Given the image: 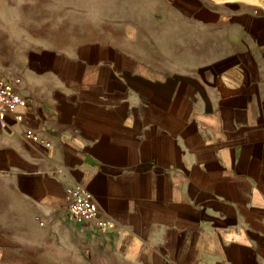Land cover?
<instances>
[{
	"label": "crops",
	"instance_id": "1",
	"mask_svg": "<svg viewBox=\"0 0 264 264\" xmlns=\"http://www.w3.org/2000/svg\"><path fill=\"white\" fill-rule=\"evenodd\" d=\"M211 1L174 0L225 36L208 59L56 41L0 2L25 99L0 121V264H264V10ZM76 186L107 225L67 213Z\"/></svg>",
	"mask_w": 264,
	"mask_h": 264
},
{
	"label": "rangeland",
	"instance_id": "2",
	"mask_svg": "<svg viewBox=\"0 0 264 264\" xmlns=\"http://www.w3.org/2000/svg\"><path fill=\"white\" fill-rule=\"evenodd\" d=\"M16 6L27 18L29 26H44L55 33L56 41H80L105 38L109 42L140 44L141 57L164 58L165 44L172 45V53H185L192 59L201 55L211 58L215 49H227L225 36L213 35L211 24H194L180 19L174 0H0ZM209 2H212L209 0ZM10 7V8H9ZM13 10V9H12ZM226 11H232L227 7ZM195 26H202L200 34ZM54 30V31H51ZM216 41V42H215ZM182 48L180 49V45ZM168 53V51L166 52ZM158 55V56H157ZM30 254V253H29ZM20 260L17 264H22ZM43 264H52L49 258ZM55 264H68L66 256Z\"/></svg>",
	"mask_w": 264,
	"mask_h": 264
},
{
	"label": "built area",
	"instance_id": "3",
	"mask_svg": "<svg viewBox=\"0 0 264 264\" xmlns=\"http://www.w3.org/2000/svg\"><path fill=\"white\" fill-rule=\"evenodd\" d=\"M260 7L264 10V0H261ZM19 78L0 77V121L16 110L18 106L25 105V99L18 90ZM46 146L49 142L40 140ZM67 213L78 220L93 222L97 227L102 228L108 222L98 215V209L90 194L80 186H76L66 202Z\"/></svg>",
	"mask_w": 264,
	"mask_h": 264
}]
</instances>
